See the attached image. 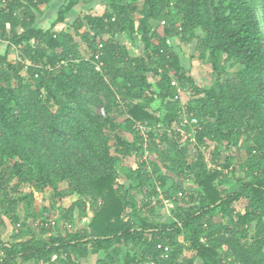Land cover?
Returning a JSON list of instances; mask_svg holds the SVG:
<instances>
[{
  "label": "trees",
  "instance_id": "1",
  "mask_svg": "<svg viewBox=\"0 0 264 264\" xmlns=\"http://www.w3.org/2000/svg\"><path fill=\"white\" fill-rule=\"evenodd\" d=\"M5 1L0 7V43L5 45L0 55V224L5 227V218L21 228L14 242L0 238V264H84L90 256L97 257L94 264H117V257L123 264H264V31L258 15L264 0H145L141 8L108 0L110 11L77 19L71 31H57L56 26L87 0H70L47 30L37 26V14L51 0ZM174 12L179 25L169 23ZM198 30L203 36H195ZM126 32L156 61L130 57L115 38ZM106 36L111 39L104 41ZM176 40L195 42L192 59L211 67L212 88L187 75ZM79 43L88 48V58L80 55ZM172 76L186 82L198 98L196 107L188 110L202 120L196 132L199 142L219 135L239 146L245 138L240 151L250 179L239 181L233 191L218 188L215 183L232 159L218 160L216 152L214 169L209 170L200 155L191 168L200 191L189 199L198 207L177 214L176 222L154 223L150 203L142 201L128 210L117 167L122 159L145 150L138 132L133 142L121 135L123 126L117 120L123 118L130 127L172 125L181 111ZM156 100L164 110L151 112ZM92 107L101 108L105 116ZM157 132L152 131L150 139L157 138ZM174 147L184 157L185 149L177 142ZM147 166L149 175L137 169L138 180L151 182L160 171L155 163ZM168 182L160 177L154 191L159 186L170 202L186 198L178 183L167 189ZM61 184L79 197L69 209L68 226L76 208L88 215L86 197L97 206L87 230L72 233L66 225V233L44 241L26 222L33 217L35 194L50 190L63 197ZM25 187L31 193L23 194ZM241 200L247 202L245 213L235 215L234 204ZM42 221V234L56 225ZM159 245L170 248L169 258H162ZM222 249L232 263L225 261Z\"/></svg>",
  "mask_w": 264,
  "mask_h": 264
},
{
  "label": "rangeland",
  "instance_id": "2",
  "mask_svg": "<svg viewBox=\"0 0 264 264\" xmlns=\"http://www.w3.org/2000/svg\"><path fill=\"white\" fill-rule=\"evenodd\" d=\"M145 0H124L125 4H131L135 3L138 5V7H142ZM174 2V0H172ZM43 8V7H41ZM259 15V21L262 25V29L264 31V3L258 10ZM134 20L136 21V25H138L139 16L135 15ZM180 16L177 15V12L173 14L171 19L169 20L170 24H177L179 25ZM71 27H69L67 30H70ZM64 30V29H63ZM57 31H61L60 29H57ZM195 36H203L201 32L196 31ZM111 39L109 36L104 37V41H109ZM78 42L80 41L79 38H77ZM120 43V42H119ZM136 43H140V41H136ZM158 42L153 43L154 46H156ZM184 44V45H183ZM194 45L195 42H186L181 43L179 40L175 41V50L182 51L183 58L186 63H189V67L195 68V64H199L200 68L203 72H200V76L194 75L199 83L203 85V87H211L213 85V78L211 79L210 73H212L211 67H209L207 64H200L197 60H194V64L192 65V57H195L196 55V45ZM4 52V45L0 43V55H2ZM79 52L80 55L84 58L89 57L88 48L86 45H82L79 43ZM144 57H151L152 61H156L155 55L149 50L144 52ZM15 57V56H14ZM13 58V57H12ZM154 63V62H153ZM195 71V70H194ZM201 81V82H200ZM180 87L182 89L181 99L179 102V105L181 102L185 103L186 106L189 109H194L197 105V97L193 95V92L190 88V86L186 82H181ZM123 100H118V102H121ZM159 109L164 110V107L161 103V101H158ZM122 103V102H121ZM154 103V102H153ZM152 103V104H153ZM158 107V106H157ZM179 107V106H178ZM177 107V108H178ZM91 110L95 112L98 115H101L102 117L105 116L104 113H102L101 108L92 107ZM151 112L157 111L155 108H150ZM165 112H161V120H163V115ZM178 114L176 121L168 126L165 123H162L161 132H157V138H151V150H149L148 155V162H144V154L142 151L138 154L133 155L129 158L122 159L121 164L117 167V171L120 175V179L125 184V190L123 192V196L125 197L126 203H128L130 206L128 207V210L131 212L134 207H138L139 203L142 201H145L146 203H150L154 209H155V216L153 218L154 223H172L177 221V214H181L183 212H187L189 209L198 207V204H192L190 203L189 199L190 197H194L195 194H197L200 189L197 187L194 181V176L191 172V168L193 167L194 163H196L200 155L201 157H204L205 163L207 165V168L209 170L214 169L213 164V154L217 152L219 155L218 160L225 161V157L232 159V165L230 168L226 171H224L223 177H221L216 183L215 186L218 188L226 189L229 191L236 190L239 187V181H248L250 177H248L245 173V164L242 160L243 152L240 151V147L242 145V142L245 140V138L242 139L239 146H235L233 143H229L223 140L219 135L215 136L216 140H208L205 139L202 142H199L196 139V142L194 145H190L186 141V136L182 138L180 136V133L178 130L183 129V131H188V133L191 131L188 129V127H183L181 125V122L183 121V116H179ZM198 118V117H197ZM200 118V116H199ZM198 120L200 121V127L201 125V118ZM123 118H118L117 123H120L123 127V133L121 134L127 141L133 142L134 138L137 136V131L134 129V127H130L129 125H126L123 123ZM211 121V120H210ZM158 131V130H157ZM196 133V131H195ZM166 137V140H164ZM183 140V141H182ZM175 142H177L178 148L180 149L179 145L183 142L185 144V154L184 157L180 154L179 150L176 149ZM115 142L113 141L112 144ZM144 162V163H143ZM155 163L159 166V172L154 175V177L151 178V182H145V179L142 178L138 180L137 176H135V173L137 169L143 168L145 173L149 175L148 171L151 170L148 168V163ZM166 163V164H165ZM167 177L169 178V182L167 184V189H170L172 186V183H180L182 190L186 193V198L181 199L178 202H170V203H163L158 194H157V188L156 192L154 191L155 186L157 185L156 182H159L160 177ZM156 181V182H155ZM67 185L61 184L59 192L64 193L65 196L60 197L56 196V193H53L52 191L48 190L45 194H35L34 196V203L31 207V212L33 213V217L27 221V225L29 228L32 229V231L35 232V235L44 241H48L52 236H58L62 235V233H66V219H68L69 215V209L71 206L79 199L77 195L74 194H68L67 192ZM31 193V189L29 187H25L23 190V194ZM153 200H156V204H153ZM161 201L160 205L158 201ZM85 207L88 211L87 216H82L79 208H76L72 214V218L69 225H71V228L68 231H71L72 233H77L78 231H85L88 229L89 224L91 222V219L94 214V210L96 209V206L93 199L91 197H86L84 200ZM54 206V208H52ZM95 206V207H94ZM247 207L246 201H238L234 204V211L235 215L238 214H244ZM20 213L22 216H25L24 211L22 208H20ZM47 222H55L56 225L51 226L50 232L47 234H42L41 227H42V220H46ZM6 221L5 227H2L0 224V238L3 241L6 242H14L13 236L14 234L20 233L19 230L21 227L12 225L7 219L4 218ZM46 224V222L44 221ZM68 228V225H67ZM255 229V223L251 225L250 230V236L253 235ZM28 237V236H27ZM26 238V236H25ZM183 241V239H180ZM203 241H206V235L203 236ZM192 252L189 250H186L185 255L191 256ZM221 254L224 257L225 261L228 263H232L233 258L229 255V252L227 249H222ZM104 256V255H103ZM102 256V257H103ZM122 258V257H121ZM120 257H117V264H123ZM97 257L90 256L87 259L82 260V263L84 264H94L96 262ZM18 264H25L21 261L18 262Z\"/></svg>",
  "mask_w": 264,
  "mask_h": 264
},
{
  "label": "crops",
  "instance_id": "3",
  "mask_svg": "<svg viewBox=\"0 0 264 264\" xmlns=\"http://www.w3.org/2000/svg\"><path fill=\"white\" fill-rule=\"evenodd\" d=\"M70 0H51L50 3L46 6H42L43 8L40 9V11L37 14V26L41 27L44 30L49 29L51 26L54 25L57 14L59 10L68 4ZM110 11L108 0H87L84 1L82 4L75 6L68 14L65 16V20L63 23L58 24L56 26V29L66 30L73 25V23L85 16V15H92V16H102L104 13ZM116 40L121 43V45L126 46L130 57L132 58H138V57H144V45L140 41V43H136L132 40V37L129 32H126L124 34H118L115 36ZM83 45V44H82ZM184 45V44H183ZM4 51H5V45H4ZM180 54H182L180 51ZM183 57V55H181ZM181 65L184 67L185 71L187 72V75H195L200 74V72H203L200 68V65L195 64V68L189 67V63H186L184 58H182ZM192 65L194 64V59L191 60ZM195 70V71H194ZM150 76V75H149ZM200 76V75H198ZM197 76V77H198ZM210 77L212 79V74L210 73ZM201 82V81H200ZM211 87H207L206 89L209 90ZM159 100H156L152 105L151 108L158 109L159 108ZM158 106V107H157ZM180 186L181 184L178 183ZM182 187V186H181ZM196 264H203L201 260H198Z\"/></svg>",
  "mask_w": 264,
  "mask_h": 264
},
{
  "label": "built area",
  "instance_id": "4",
  "mask_svg": "<svg viewBox=\"0 0 264 264\" xmlns=\"http://www.w3.org/2000/svg\"><path fill=\"white\" fill-rule=\"evenodd\" d=\"M6 5V1L4 0L2 2V4L0 5V7L2 8L3 6ZM165 24V23H163ZM172 42L171 40L167 41V45H171ZM99 48H102V45L99 46ZM99 56H97L96 59H99ZM97 71H100L101 69V64L97 65L96 67ZM161 72V71H160ZM171 86L173 88L176 89V95H175V101H180L181 99V94H182V89L180 87V83L178 82V80L176 79L175 76H172V80H171ZM181 111L179 114H181L183 116V121L181 122V125L185 128L188 127V129H190L191 131L188 133V131H183V129L178 130V132L181 134V137L184 138L186 136V142H188L190 145H194V143L196 142L195 140V131L197 132L198 130V119L194 116L193 112H189L188 107L186 106L185 103L181 102L179 105ZM102 113H104V111L102 110ZM161 128V125H158L157 127H155L154 129H152L151 127H149L147 124H143V123H138L134 126V129L138 132V134L140 135V137L142 138L143 141V147H144V159L147 158V155L149 153V145H150V133L153 132H157V130ZM183 141V140H182ZM180 149L185 147V144L182 142L179 145ZM159 185V184H158ZM157 193L158 196L160 198V200L165 204V203H170L169 200L165 199L163 194H162V190L161 188L158 186L157 187ZM159 200V201H160ZM160 201V202H161ZM153 204H156V200H153ZM69 228H71V225L68 226ZM158 249L162 250V258L167 259L169 258V254H170V248L167 246H163V245H159ZM54 259H56V257H54ZM147 264H154V263H147Z\"/></svg>",
  "mask_w": 264,
  "mask_h": 264
}]
</instances>
